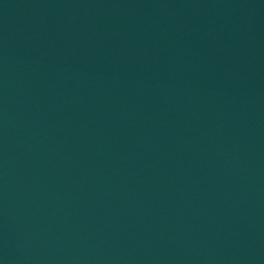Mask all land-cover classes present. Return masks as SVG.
Instances as JSON below:
<instances>
[{"label":"water","instance_id":"water-1","mask_svg":"<svg viewBox=\"0 0 264 264\" xmlns=\"http://www.w3.org/2000/svg\"><path fill=\"white\" fill-rule=\"evenodd\" d=\"M0 264H264V0H0Z\"/></svg>","mask_w":264,"mask_h":264}]
</instances>
